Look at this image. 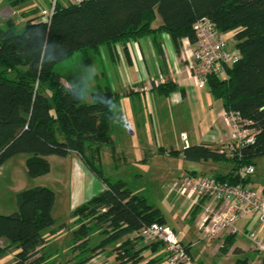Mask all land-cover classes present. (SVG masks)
<instances>
[{
  "label": "trees",
  "instance_id": "trees-1",
  "mask_svg": "<svg viewBox=\"0 0 264 264\" xmlns=\"http://www.w3.org/2000/svg\"><path fill=\"white\" fill-rule=\"evenodd\" d=\"M204 16L220 31H233L242 53L241 60L228 69V78L212 75L207 86L225 110L240 111L258 130L256 143L243 149V158L230 159L233 169L226 175H216L246 185L250 175L242 178L238 170L255 165L254 160L264 155V0L58 2L47 21L31 18L21 31L13 19L0 26V165L16 155L30 154L27 173L35 178L51 171L49 156L66 157L76 152L106 184L73 211L79 227L73 232L72 246L83 255L78 264L87 263L118 243L122 252L117 258L119 264H138L146 249L162 243L137 249L141 239L126 237L166 220L148 197L134 192L122 179L113 181L105 176L94 161V152L104 146H110L115 154L113 120L119 94L105 79L104 86L99 85L91 94V102H86L85 92L67 86L56 65L80 51L84 64L90 66L103 46L126 45L149 36L157 39L163 32L179 45L184 37L194 40L193 25ZM178 88L168 82L159 86L158 93L170 95ZM183 154L193 161L225 157L205 144L187 146ZM16 201V211L0 213V255L15 248L18 252L12 264H60L41 253L47 243L44 231L56 224L52 215L55 191L49 186L27 188L16 193ZM98 230L102 240L90 246V235ZM235 235L224 239L219 248L222 255L234 246ZM234 253L242 250L236 247Z\"/></svg>",
  "mask_w": 264,
  "mask_h": 264
},
{
  "label": "rangeland",
  "instance_id": "rangeland-1",
  "mask_svg": "<svg viewBox=\"0 0 264 264\" xmlns=\"http://www.w3.org/2000/svg\"><path fill=\"white\" fill-rule=\"evenodd\" d=\"M58 1L62 4L68 3V0ZM52 3L53 0H0V26H4V23L8 19H13L18 25V30L21 31L25 23L31 18H35L37 21L48 19V12ZM224 37L232 47L236 44L233 31L225 32ZM101 56L98 55L96 58L94 55L95 61L90 66H86L83 61L82 52L78 51L73 56L58 63L55 67L56 71L63 76L62 79L65 82L71 83L73 86H77L85 92L86 102H91V94L98 91L99 85L103 86V82L105 81V77L103 76L99 65V62L103 60V55ZM96 69H98L97 72ZM109 83H111L110 80ZM205 88L208 95L204 96V99L196 104L192 102L189 103L191 101V98H189L190 101H187L183 105H176L173 107L169 103L170 105L168 106L165 105L158 107V112L155 106H149V108L151 107L152 109L151 113L154 115V118L156 116V137L159 145L163 144L167 146L169 150L170 147L183 150L185 148L186 141L187 143L189 140L192 142L199 141L205 134L207 135L208 129L212 127L216 121H218L217 104L221 103V101L216 99L211 94L208 86ZM194 90L195 92H198L199 90L201 91L200 88L196 87ZM212 103L214 106H211ZM135 104L140 108L138 99H136ZM144 114L148 116L149 112H147V110L140 112L137 119L139 118L140 121L143 120ZM130 117L132 120L134 119V117ZM118 118L119 116H117V128L118 126H121ZM219 119L221 120L219 121L220 125L223 126V124H225L223 116L221 115ZM113 125L115 130V124ZM139 127L140 131L143 129L146 130L148 129V123L145 125L144 121H142ZM147 132L148 135H150V131ZM152 134L154 135L153 131ZM116 135L117 131L115 130L113 132V137L116 139L118 144L120 136ZM98 152H94V161H96L98 168L101 167L103 169L105 176L111 178L113 181L118 179L124 180L132 190L145 195L152 203L156 204L168 220L169 225L177 228V231L181 233L180 240L186 245H188V243L192 244V252L195 259H197L200 264H220L219 259L214 257V248L218 244L222 245L223 242L221 243L218 239H213L211 237H205V235L197 229L194 222L190 220V216H186V211H184V213L178 211L181 204L177 203L178 199L176 200V204H174L172 202L173 197L171 199L168 198L170 187L174 184V181L177 178L170 184L164 179L165 173L161 174V172H165V170L173 172L174 170L180 171L185 168L184 164L186 163L184 160L178 158V155H173L171 158L170 154L168 156H164L163 154L159 155L157 153L155 155L154 153L148 152L147 156H143L145 158L141 157V159L138 158L137 160L133 158L130 161L125 162L127 160H123L119 157L116 151L115 154L112 155V151L109 147L104 146L103 149L100 150L99 153ZM130 156L134 157V153L131 151ZM67 157L68 156L62 158ZM70 160L71 159L69 157L64 159L63 163L53 162V170L50 177L46 179H39V183H46L47 186L51 187L55 191L58 200L56 207L52 211V215L58 218V222L55 226L58 228L51 231V239L63 232L64 228L61 229V227L65 226V224H68V227L72 224L74 230L79 227L76 218H74L73 213L70 210L71 203H73V201L75 202L73 196H71V190L68 188L69 170L71 172L72 165ZM11 162L12 161L9 163L5 162L3 164V166L8 164V167L3 171V174L0 175V213L2 214H10L17 210L16 195L13 191L14 188H11L10 186L13 185L10 181L12 177V174H10V166L13 164ZM214 165L219 167V170H221L222 173H225L226 168L230 167L231 169L233 163L228 160H218L214 162ZM254 166L255 173L251 177L258 182H263L264 155L257 158ZM87 168L90 169L89 167ZM86 179L85 195H87V198H91L92 196L98 194L103 188V185H105L106 188V184H104L95 173L91 175V177L90 175H87ZM29 180L33 179L29 177ZM255 218V224L253 226L250 224L246 232L241 229L242 221H238L235 224V227L238 229V232L236 233L237 242L246 249H249L250 245L252 247L253 244L251 239L248 237L249 234L255 233L258 238L264 237L263 224L258 216ZM73 219H75L74 222ZM243 221L249 222V218L244 219ZM60 225L62 226L59 227ZM73 232L74 231L68 230L58 238L59 243H61L62 246L60 249L63 254L58 255L56 252L49 249L47 254L51 256L52 260H56V262H60V264H78L79 261L82 260L83 257L81 256L83 255L79 253V248L77 249L75 245L72 246L74 236ZM46 237H48V235H46ZM101 240L102 235L100 230H98L95 231L94 234L90 235L89 244L90 246H95ZM2 244L5 245L6 242L3 240ZM119 245L120 243H118V245H113L112 247L110 246V248L95 254L93 257L94 259L92 261L89 260L90 262L88 261V264H119L121 260L117 258L122 254L120 249L117 247ZM144 245L145 244L137 246L136 248H142ZM160 250L161 252L164 251V249ZM13 253L14 251L10 250L0 255V264H12L15 261ZM248 254L250 257L255 256L254 253ZM148 256L149 255H146L145 259ZM263 257L264 254L261 255L260 258L263 259ZM236 258L237 257L231 253L226 258L223 257L222 264H234ZM257 258L259 257L257 256ZM250 259L249 257L246 258L243 256L242 259H239L243 261L238 264H258L255 260L253 263H250ZM166 264L169 263L166 261Z\"/></svg>",
  "mask_w": 264,
  "mask_h": 264
},
{
  "label": "crops",
  "instance_id": "crops-1",
  "mask_svg": "<svg viewBox=\"0 0 264 264\" xmlns=\"http://www.w3.org/2000/svg\"><path fill=\"white\" fill-rule=\"evenodd\" d=\"M158 36L159 37L157 39H155L153 36H149V37L141 38L139 40H133L128 42L126 45H122L118 43L112 46H103L100 49V53L95 55L96 58L98 55L100 56L103 55V60L99 62V65L101 67V72L103 73L105 79H108V81L110 80L111 82L110 84L114 89V91L119 94V100L116 103L114 109L115 118L113 120L114 122L113 124H115V130L117 131V135L120 136V141L117 144L116 139L114 138L115 151L118 153L119 157H121L123 160H127L125 162H128L133 158L136 160L138 158L141 159V157L145 158L143 156L145 155L147 156L148 152L154 153L155 155L157 153L159 155L163 154L164 156H168L170 154L171 158L173 157V155H178L177 156L178 158L184 160L186 163L184 164L185 168L181 169L180 171L174 170V172L170 170H165V172L162 171L161 174L165 173L164 179L168 181V183L170 184L177 178L174 181V184L170 187L168 198L171 199L173 197L172 202L174 204H176V200L178 199L177 203L179 204L181 203L178 208V211H181L183 213L184 211H186V216H190V220H192L196 225L197 229L201 231L199 229V225L202 222V218L205 217L211 211L220 212L224 210V205L217 203L210 198H202L197 201L196 198H194V196L182 195L181 193L174 191L173 188L178 186V180L181 177V174L185 171L194 172V173H211L214 175H226L233 169L234 163L227 157H224L223 159H219V160H228L233 163L231 169L230 167L226 168L225 173H222L221 170H219L220 168L214 165V162L218 160H214V159L201 160V161L189 160L185 158L183 154V150L186 147L183 150L174 149L170 147L169 150L167 146L163 144L159 145L156 137L157 134L156 123H155L156 116L154 118V115L151 113L152 109L151 107L149 108V106H155L158 112L159 111L158 107L165 105L168 106L170 104L173 107L176 105H183L187 101H190L189 98H191V101L189 103L192 102L196 104L201 100H203L204 96L208 94L205 88L207 85L205 87H202L203 89L200 88L201 91L199 90L198 92H195L194 90L195 87L192 84L193 80L188 76L187 63L181 57V48H182L181 41L180 44L177 45L173 41L172 37L165 32L161 33ZM94 61L95 59L93 56V62ZM98 69H96V72ZM160 75H163L165 79V81L161 85L166 84L168 82H172L175 85H177L179 88L176 91L172 92L170 95H160L158 93L159 86L156 87L152 85L153 79L157 78ZM66 85L72 86L71 83H67ZM182 88L184 89V92L181 91ZM136 99H138V102L140 103V108L135 104ZM211 106H214V104L212 103ZM217 107H218V111H217L218 121H216L212 125V127L208 129L207 135L205 134L199 141L192 142L189 140L188 146L205 144L210 146L212 149L217 150L218 148L226 145V143L229 141L230 129L228 128L227 125H225L226 123L223 124V126L220 125L219 123V121H221L219 118L221 117L222 112L225 110L222 101L221 103L217 104ZM144 110H147V112H149V115L146 116V114H144L143 120L140 121L139 118L137 119V116L139 115L140 112H143ZM117 116H119L118 119L119 122L121 123V126H118V128L116 126L118 123ZM130 116L134 117V119L132 120ZM142 121H144L145 125L146 123H148V129L146 130L143 129L140 131L139 125ZM147 131H150V135H148ZM152 131L154 132V135L152 134ZM106 147L110 148V146H106ZM130 151L134 153V157L130 156ZM173 151H178L179 153L173 154ZM29 157L30 154H19L6 161V163H9L10 161H12L11 163H13L12 166H10V174H12L10 181L11 184L13 185L10 186L11 188H14L13 191L15 195L17 192L27 188H31L35 186H47L46 183H45L46 185L44 183H39L40 182L39 179H46L50 177V174L52 173L53 170L52 169L53 162L63 163L64 159L70 157L71 159L70 163H72V165H71V172L69 170L68 188H70L71 196H73V199L75 200V202L73 201V203H71L70 210L73 213L76 207L89 201L92 197L95 196L94 195L91 198H87V195H85L87 175H90L91 177V175H93L94 172L87 168L88 167L87 164L85 163L81 155H79L78 153L71 152L67 158H62V157L60 158L59 156H55V155L49 156L48 160L50 161L51 164V171L43 176H39L35 178L30 177L33 180H29V175L27 173L26 163ZM256 161L257 158L254 160V162L256 163ZM7 167L8 164L3 166L0 175L3 174V171ZM237 173L242 178L246 177V175L240 174V169L238 170ZM252 175H250V179L248 183H246V185L256 189L258 188V190H263L264 181L258 182L253 177H251ZM103 189H105V185H103L101 191ZM57 202L58 200L56 196V201L53 210L56 207ZM257 216H258L257 214H253L248 217L240 219L239 221H242L241 229L244 232H246L250 224L251 226L255 224V220H256L255 217ZM54 218L56 219V224H57L58 218L56 217ZM247 218H249V222L243 221L244 219ZM165 220H166V224L169 225L166 217ZM74 221L75 219H73V222ZM56 224L52 228L47 229V231L45 230L46 232L44 231L45 237L46 235H48V237H46L47 243L42 247L43 249L41 253L47 254L49 249H51L52 251L56 252V254L58 255L63 254L62 250L60 249L62 246L61 243H59L58 238L68 230L74 231V227H72V224L69 225V227L68 224H65V226H62L63 224L60 225L59 227L62 226L61 229L64 228L63 232L59 233L57 236L51 239L50 237L51 231H53L55 228H58L55 227ZM174 229L177 230V228ZM136 233L137 232H134L131 235L127 236L126 238L133 239ZM232 234H233L232 232L226 231L222 233L220 236L213 239H218L222 243L224 239H226L228 236ZM140 245H143L141 240L137 242V246ZM188 245L194 263L200 264L197 261V259H195L194 257V254L192 252V244L188 243ZM220 246L221 244H218L214 248L215 250L214 257L216 259H219L220 264H222L223 257L226 258L231 253L237 257L234 264H237V261L239 259H242L243 256L246 258L249 257V259L251 258L250 263H253L255 260L256 263L258 264H264V257L263 259L260 258L261 255L264 254V252L255 249L253 244L252 247L250 245L249 249L242 247L240 244H238L236 235L234 237V246L231 248L228 254L222 255L219 251ZM236 247L241 249L242 253H234V249ZM107 248H110V246ZM160 249L162 250L164 249V251L161 252ZM10 250L14 251L13 255L15 260V256L18 250L13 248V249H9L8 251ZM248 253H254L255 256L250 257ZM146 255L149 256L145 259ZM143 256H144L143 260L138 264H149V262H151V264H166L167 261L166 251L163 244L155 248L154 245L153 247H149L143 252ZM257 256L259 258H257ZM93 259L94 258H92L90 261H92ZM89 262L85 264H88Z\"/></svg>",
  "mask_w": 264,
  "mask_h": 264
},
{
  "label": "built area",
  "instance_id": "built-area-1",
  "mask_svg": "<svg viewBox=\"0 0 264 264\" xmlns=\"http://www.w3.org/2000/svg\"><path fill=\"white\" fill-rule=\"evenodd\" d=\"M88 0H68V3L80 4ZM58 0L53 3L48 12V19L52 16ZM195 38L181 39V57L187 63L188 76L193 80L196 88L205 87L209 77L215 75L221 79L228 78V69L238 63L242 53L236 44L232 47L215 23L207 16L198 19L193 25ZM236 42V41H235ZM165 81L160 75L152 81L153 86H160ZM223 120L230 129L229 141L217 149L229 159L243 158V149L257 141L258 130L251 127L252 121L245 118L238 110H224ZM185 147L189 144L185 143ZM3 165H0V172ZM255 166L248 165L240 169L241 175H252ZM174 191L185 196H194L196 200L210 198L224 205L220 212H209L202 218L199 229L205 236L216 238L226 231L237 233L236 222L240 219L257 214L264 231V189L233 183L218 179L211 173H194L185 171L178 180ZM181 233L166 223L153 222L139 230L135 237H139L143 244L161 242L166 251L169 264H195L189 246L180 240ZM248 237L255 249L264 252V237L258 238L255 233Z\"/></svg>",
  "mask_w": 264,
  "mask_h": 264
}]
</instances>
